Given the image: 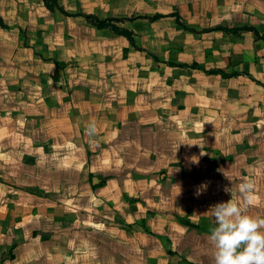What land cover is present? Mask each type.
<instances>
[{
  "label": "crops",
  "instance_id": "0c3cea01",
  "mask_svg": "<svg viewBox=\"0 0 264 264\" xmlns=\"http://www.w3.org/2000/svg\"><path fill=\"white\" fill-rule=\"evenodd\" d=\"M247 179L264 0H0V264H214Z\"/></svg>",
  "mask_w": 264,
  "mask_h": 264
},
{
  "label": "clouds",
  "instance_id": "9594fccd",
  "mask_svg": "<svg viewBox=\"0 0 264 264\" xmlns=\"http://www.w3.org/2000/svg\"><path fill=\"white\" fill-rule=\"evenodd\" d=\"M85 132L89 138L94 137L97 134L96 122L90 121ZM191 160L199 162L196 156ZM237 190L242 204L234 200L233 186L225 187L224 191L230 192L232 198L211 206L208 211L217 225L208 237L214 246V264H264V218L246 214L247 208L257 199L255 182L247 179L238 185ZM201 194L199 189L195 193L197 197Z\"/></svg>",
  "mask_w": 264,
  "mask_h": 264
},
{
  "label": "trees",
  "instance_id": "16d2710c",
  "mask_svg": "<svg viewBox=\"0 0 264 264\" xmlns=\"http://www.w3.org/2000/svg\"><path fill=\"white\" fill-rule=\"evenodd\" d=\"M87 17L90 18V19H92V20H94V21H96V22L98 23V25H100V26H104V25L107 24L105 21H98L97 19H94V18H93L92 16H90V15H88Z\"/></svg>",
  "mask_w": 264,
  "mask_h": 264
}]
</instances>
